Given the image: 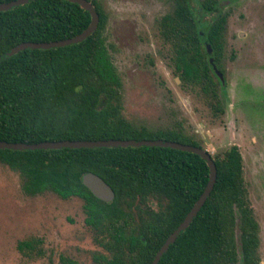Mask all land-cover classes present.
Instances as JSON below:
<instances>
[{"label":"trees","instance_id":"obj_1","mask_svg":"<svg viewBox=\"0 0 264 264\" xmlns=\"http://www.w3.org/2000/svg\"><path fill=\"white\" fill-rule=\"evenodd\" d=\"M13 0H0V4ZM95 31L84 41L60 48L24 49L0 62V141L166 140L198 146L181 124L150 131L136 128L122 115V82L106 42L107 14L96 0ZM171 11L157 24L167 60L186 86L198 90L214 114L222 113L219 90L208 57H222L226 18L201 23V13L216 0H168ZM201 12V13H200ZM90 14L66 0H33L0 11V56L25 43L74 37L90 24ZM213 52L207 54L203 41ZM216 181L186 230L158 264H260L259 225L243 178L238 147L210 155ZM0 163L19 174L28 196L46 191L83 202L84 223L103 253L97 264H152L167 237L203 193L209 168L198 155L164 147L0 149ZM93 173L114 194L105 202L82 183ZM138 221H136V217ZM39 240L17 249L35 252ZM37 249V250H36ZM61 264H79L60 257Z\"/></svg>","mask_w":264,"mask_h":264},{"label":"rangeland","instance_id":"obj_2","mask_svg":"<svg viewBox=\"0 0 264 264\" xmlns=\"http://www.w3.org/2000/svg\"><path fill=\"white\" fill-rule=\"evenodd\" d=\"M96 1L107 14L105 37L122 82L125 120L150 131L181 124L210 155L238 147L264 264V0L218 2L228 14L226 59L232 55L220 114L182 83L167 60L157 22L171 11L168 0ZM201 1H191L194 9ZM200 15L201 23L213 19ZM82 206L77 197L62 199L50 191L26 195L19 174L0 163V264H61L60 257L97 264L103 251L84 223ZM24 240H39L43 255L21 253L17 245Z\"/></svg>","mask_w":264,"mask_h":264},{"label":"water","instance_id":"obj_3","mask_svg":"<svg viewBox=\"0 0 264 264\" xmlns=\"http://www.w3.org/2000/svg\"><path fill=\"white\" fill-rule=\"evenodd\" d=\"M33 0H13L8 3L0 4V11H7L14 7L25 5ZM71 3H75L79 5L82 9L87 11L90 14L91 20L89 26L80 34L66 38L63 40L52 41V42H43V43H32V42H25L21 43L15 47H13L10 51L2 54L0 56V62L7 59L8 57L22 51L24 49H42L47 50L51 48H60L65 47L73 44L80 43L84 41L88 36H90L96 29L98 24V13L94 9L93 5L89 0H66ZM208 52H210L209 46H207ZM212 62V60H210ZM219 77H221V73L217 71ZM164 147V148H171L174 150H180L183 152H189L200 156L207 164L209 168V180L208 183L200 195L198 200L192 206L188 214L185 216L183 221L178 225V227L167 237L165 242L157 251L152 264H158L162 255L168 250L169 246L173 244L178 237V235L187 229L193 218L197 215L201 207L203 206L206 199L209 197L213 186L216 181V166L211 158L210 154L201 147L192 146L188 144H181L177 142H171L166 140H86V141H45L40 143H11L0 141V149H8V150H15V151H24V150H58L62 148L68 149H79V148H117V147ZM82 183L86 186L90 192L96 196L97 198L109 202L113 199L114 194L111 187L104 182L102 178L93 174L87 173L82 177Z\"/></svg>","mask_w":264,"mask_h":264},{"label":"flooded vegetation","instance_id":"obj_4","mask_svg":"<svg viewBox=\"0 0 264 264\" xmlns=\"http://www.w3.org/2000/svg\"><path fill=\"white\" fill-rule=\"evenodd\" d=\"M217 3H216V9L215 11L213 12H210V14L213 15V20H215L218 16H225L226 18V27H227V19H228V14L226 12H222L221 11V7H220V4L218 3L219 0H216ZM226 27H225V32H226ZM223 46H222V49L221 51L223 52L222 53V57H220L219 61L218 62H215V59L213 57H208V63L210 65V68H211V74L213 75V79L214 81L216 82L217 84V89L219 90V99L221 101V103H223L221 97H220V93L223 95V91L225 92L226 91V83H227V80H226V76H227V68H226V61L229 59L232 58V55H230V57L228 59H226V47H227V39H226V33H224L223 35ZM203 47L205 49V51L207 52V54L211 55L212 52H213V49L211 47V45L207 42V41H203ZM207 46H209L210 48V52H208L207 50ZM210 60H212V62H210ZM217 71L221 73V77H219V75L217 74ZM214 114V112H213ZM136 217V216H135ZM136 221H138L137 217L135 218Z\"/></svg>","mask_w":264,"mask_h":264}]
</instances>
